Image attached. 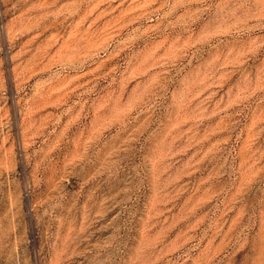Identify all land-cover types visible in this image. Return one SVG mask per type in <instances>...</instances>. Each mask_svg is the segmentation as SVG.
<instances>
[{
	"label": "rangeland",
	"instance_id": "obj_1",
	"mask_svg": "<svg viewBox=\"0 0 264 264\" xmlns=\"http://www.w3.org/2000/svg\"><path fill=\"white\" fill-rule=\"evenodd\" d=\"M0 264H264V0H0Z\"/></svg>",
	"mask_w": 264,
	"mask_h": 264
}]
</instances>
